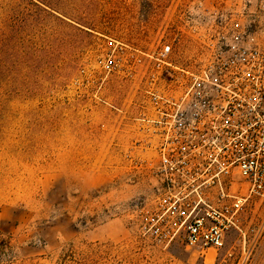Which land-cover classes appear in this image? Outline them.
<instances>
[{
    "label": "rangeland",
    "instance_id": "obj_1",
    "mask_svg": "<svg viewBox=\"0 0 264 264\" xmlns=\"http://www.w3.org/2000/svg\"><path fill=\"white\" fill-rule=\"evenodd\" d=\"M263 19L264 0H0V264H264V206L204 255L141 234L157 181L138 122L147 55L197 69Z\"/></svg>",
    "mask_w": 264,
    "mask_h": 264
},
{
    "label": "built area",
    "instance_id": "obj_2",
    "mask_svg": "<svg viewBox=\"0 0 264 264\" xmlns=\"http://www.w3.org/2000/svg\"><path fill=\"white\" fill-rule=\"evenodd\" d=\"M231 28L234 37L197 69L173 64L171 45L147 55L155 66L138 119L157 181L140 232L167 244L181 238L203 255L222 249L244 214L264 206V19ZM109 45L107 74L127 49Z\"/></svg>",
    "mask_w": 264,
    "mask_h": 264
}]
</instances>
